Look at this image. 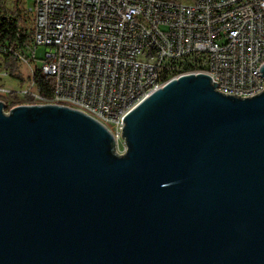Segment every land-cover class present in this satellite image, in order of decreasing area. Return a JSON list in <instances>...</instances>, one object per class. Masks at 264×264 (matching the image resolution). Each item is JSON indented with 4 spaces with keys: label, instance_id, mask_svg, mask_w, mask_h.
<instances>
[{
    "label": "water",
    "instance_id": "water-1",
    "mask_svg": "<svg viewBox=\"0 0 264 264\" xmlns=\"http://www.w3.org/2000/svg\"><path fill=\"white\" fill-rule=\"evenodd\" d=\"M215 85L157 87L124 153L77 108L0 100V264H264V89Z\"/></svg>",
    "mask_w": 264,
    "mask_h": 264
},
{
    "label": "built area",
    "instance_id": "built-area-1",
    "mask_svg": "<svg viewBox=\"0 0 264 264\" xmlns=\"http://www.w3.org/2000/svg\"><path fill=\"white\" fill-rule=\"evenodd\" d=\"M23 13L33 15L27 31ZM4 16L17 22V43L0 39L5 109L54 98L86 110L119 153L127 143L116 134L118 114L181 74L208 73L217 90L241 97L264 89V0H0ZM40 45L48 47L43 58ZM36 74L54 77L51 96L40 94Z\"/></svg>",
    "mask_w": 264,
    "mask_h": 264
},
{
    "label": "trees",
    "instance_id": "trees-1",
    "mask_svg": "<svg viewBox=\"0 0 264 264\" xmlns=\"http://www.w3.org/2000/svg\"><path fill=\"white\" fill-rule=\"evenodd\" d=\"M23 23L24 30L32 27L33 24V15L30 13H23ZM17 22L13 16H4L0 18V39L7 40L10 42L17 43L15 39V30H16ZM29 33L25 32V36H28ZM24 39V38H23ZM18 65L13 63L12 72L17 69ZM35 80L37 81L38 90L43 96H51L54 88V77L52 75H35ZM16 94V92H15Z\"/></svg>",
    "mask_w": 264,
    "mask_h": 264
},
{
    "label": "rangeland",
    "instance_id": "rangeland-1",
    "mask_svg": "<svg viewBox=\"0 0 264 264\" xmlns=\"http://www.w3.org/2000/svg\"><path fill=\"white\" fill-rule=\"evenodd\" d=\"M27 4L33 5L34 4V0H27ZM47 49H48V47L46 45H40L38 47V49H37L38 57L43 58V56L45 55V51ZM40 58L38 60V63L41 62ZM19 69H20L21 74H23V75H24V73L28 72V67L27 66L20 65ZM26 81H27V78L25 79L24 82H19V83H21L20 85L23 86V85H26ZM16 83H18V82L16 80H14V79H6V84L12 85V84H16ZM116 134H122V124H120V123H117Z\"/></svg>",
    "mask_w": 264,
    "mask_h": 264
},
{
    "label": "bare ground",
    "instance_id": "bare-ground-1",
    "mask_svg": "<svg viewBox=\"0 0 264 264\" xmlns=\"http://www.w3.org/2000/svg\"><path fill=\"white\" fill-rule=\"evenodd\" d=\"M264 62V60L262 61ZM262 81H264V75H262ZM257 92H250V96L252 95H255ZM47 103H54V98H47ZM58 104H61V105H66L65 102H58ZM69 106V105H68ZM81 111H84L88 114H90L88 111L86 110H83V109H79ZM128 113V111H121L119 114H118V117L116 118V128H117V123H120L122 124V131H123V127H124V123L125 121L123 120V117L124 115H126ZM91 115V114H90Z\"/></svg>",
    "mask_w": 264,
    "mask_h": 264
}]
</instances>
